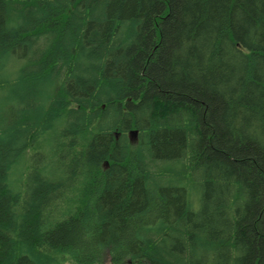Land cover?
Segmentation results:
<instances>
[{"label":"trees","instance_id":"trees-1","mask_svg":"<svg viewBox=\"0 0 264 264\" xmlns=\"http://www.w3.org/2000/svg\"><path fill=\"white\" fill-rule=\"evenodd\" d=\"M0 264H264V0H0Z\"/></svg>","mask_w":264,"mask_h":264},{"label":"water","instance_id":"water-1","mask_svg":"<svg viewBox=\"0 0 264 264\" xmlns=\"http://www.w3.org/2000/svg\"><path fill=\"white\" fill-rule=\"evenodd\" d=\"M137 134H138V131L137 130H134L131 132V138L132 139H135L137 137Z\"/></svg>","mask_w":264,"mask_h":264}]
</instances>
